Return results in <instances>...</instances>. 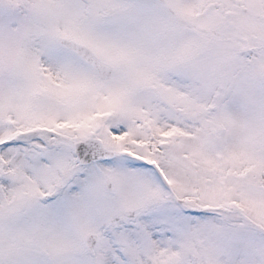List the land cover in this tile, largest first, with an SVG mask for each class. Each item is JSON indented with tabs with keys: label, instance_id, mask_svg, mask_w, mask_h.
Wrapping results in <instances>:
<instances>
[{
	"label": "snow or ice",
	"instance_id": "1",
	"mask_svg": "<svg viewBox=\"0 0 264 264\" xmlns=\"http://www.w3.org/2000/svg\"><path fill=\"white\" fill-rule=\"evenodd\" d=\"M0 264H264V0H0Z\"/></svg>",
	"mask_w": 264,
	"mask_h": 264
}]
</instances>
